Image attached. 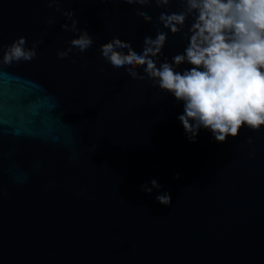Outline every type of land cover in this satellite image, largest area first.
<instances>
[{
  "label": "water",
  "instance_id": "obj_1",
  "mask_svg": "<svg viewBox=\"0 0 264 264\" xmlns=\"http://www.w3.org/2000/svg\"><path fill=\"white\" fill-rule=\"evenodd\" d=\"M59 7L94 41L64 59L78 33L56 5L0 0V42L44 40L31 62L0 64V264H264V126L225 143L202 128L193 143L182 103L103 59L113 37L140 52L166 9H142L146 23L124 0ZM184 46L169 32L164 57Z\"/></svg>",
  "mask_w": 264,
  "mask_h": 264
},
{
  "label": "clouds",
  "instance_id": "obj_2",
  "mask_svg": "<svg viewBox=\"0 0 264 264\" xmlns=\"http://www.w3.org/2000/svg\"><path fill=\"white\" fill-rule=\"evenodd\" d=\"M71 25L61 28L78 33L66 50L57 51L60 59L67 58L72 49L81 53L92 47L94 41L89 32L77 27L74 11L62 10V0H45ZM128 5H139L136 15L146 23L152 17L142 9L155 4L166 11L158 16L154 25L155 37L146 36L142 50L137 52L118 37L99 47L103 59L113 68L121 69L134 80H151L153 87L171 94L183 105V113L177 118L183 125L187 138L196 141L200 129L212 133L217 143H225L229 136L237 138L247 127L259 132L264 126V0H124ZM178 10L167 11L171 4ZM47 23L53 25L55 17ZM159 25H162V30ZM169 32L180 35L185 41L183 51L169 61L164 48ZM43 38L27 46L26 37H19L11 44L0 42V64L31 62L38 53ZM161 57H164L161 61ZM191 67L181 69V65ZM137 69H142L143 75ZM98 71L103 72V66ZM247 143H254L252 137ZM96 145H93L95 150ZM254 158V152L250 153ZM179 179V174H177ZM151 187L141 185V190L151 194L161 185L153 179ZM158 203L171 206V195L163 192L156 196Z\"/></svg>",
  "mask_w": 264,
  "mask_h": 264
}]
</instances>
